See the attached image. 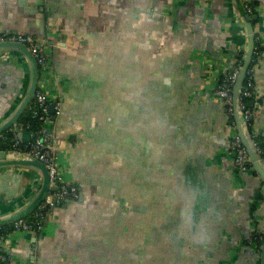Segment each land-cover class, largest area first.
<instances>
[{"label": "crops", "instance_id": "crops-1", "mask_svg": "<svg viewBox=\"0 0 264 264\" xmlns=\"http://www.w3.org/2000/svg\"><path fill=\"white\" fill-rule=\"evenodd\" d=\"M251 1L257 7L253 28L264 48V0ZM244 20L237 0H0V31L31 34L51 53L50 76L42 86L51 98L60 96L63 105L55 138L66 149L58 161L66 180L82 190L78 200L62 201L50 210L43 233H8L12 264H138L144 219L157 215L144 213L147 188L155 186L144 166L147 136L113 124L126 123L130 102L140 101L138 81L163 73L172 77L168 89L173 100L188 112L180 132L184 139L190 138L191 115L197 124V145L190 147L192 157L185 160L194 158L202 170L211 172L226 196L224 226L209 239L204 232L197 245L186 248L189 254L198 252L194 262L185 254L179 261L262 264L261 248L252 245L251 238L255 229L264 235V182L249 170L232 185L233 162L223 151L217 153L229 144L232 128L223 102L212 96L247 48ZM256 76L262 106L250 128L264 144V52ZM29 82L25 58L17 51L1 53L0 122ZM131 122L138 123L137 118ZM4 168L0 216L29 200L26 188L32 178L40 185L32 168Z\"/></svg>", "mask_w": 264, "mask_h": 264}, {"label": "water", "instance_id": "water-1", "mask_svg": "<svg viewBox=\"0 0 264 264\" xmlns=\"http://www.w3.org/2000/svg\"><path fill=\"white\" fill-rule=\"evenodd\" d=\"M237 6L240 14L247 18L244 22L248 35V45L245 50L244 65L234 89L235 119L237 123L235 130L241 136L248 150L253 171L259 174L263 183L264 159L258 152L252 130L244 120L239 106L247 70L254 57L256 47V32L252 24V18H256V15L248 14L241 0H237ZM68 42H71V40ZM7 51H17L25 58L30 82L15 108L6 118L1 120L0 135L7 131L10 126L19 122L22 116L26 115L29 104L35 98L41 78L38 62L26 44L14 41L0 42V55ZM167 75L164 73L158 74L157 78L151 79L144 75L138 81V84L140 82V85H142V89L136 99L138 98L140 101L138 103L136 101L134 103L130 102L127 108V122L113 124V126L117 125L118 130L120 125L122 127L125 124L123 130L127 132L138 130V132L141 131L147 136L143 140L144 151L147 148L144 155V166H147V171H145L147 179H149V182H155L153 183L155 186L154 188L151 186L147 188L144 200L148 202V205L147 211H144V213L148 216V214L157 211V215L153 216V219L151 216H148L147 220L144 219V234L142 239L137 241L136 259L138 264H181L179 260H183L182 256L184 254L186 255L184 258L188 259L189 263L194 262V255L197 256L198 252L193 249L189 254L186 248L190 245H197V239L204 232H206L208 239L213 234L218 233L220 226L222 228L227 219L226 196L222 187L217 186V181L213 178L211 172H208L207 169L202 170L200 164L193 160L194 158L190 163L185 160L187 155L192 157L189 153L190 147L195 142L197 145V139L193 137L197 130V124L194 121L195 117L191 115V121L188 123L190 138L184 139L180 132L185 130L183 116L188 112L173 100V93L168 89V83L172 77L168 78ZM153 99L157 105L153 104ZM49 110L53 114L54 106L50 105ZM62 113L63 105H61L60 115ZM136 118L138 123L131 122ZM233 132L232 129L231 135L228 136L229 139L227 138L229 144L225 143L217 153L221 154L223 151L224 155H228L232 160L233 178L231 183L234 186L236 181H239L237 178L248 171L243 172L239 177L237 176L234 160L230 156V141ZM124 134H126L125 131ZM19 136L23 141L30 140L29 134L23 131L19 133ZM129 140L131 141L130 137ZM136 141L138 147H140L141 140L137 138ZM65 149L66 147L60 146L55 138V150L58 157L59 153ZM0 157L5 159L4 162L0 161V168H32L40 178V185L35 181L36 178H32L31 182L28 183L26 196L29 197V200L25 204L16 207L7 216H0V226H6L30 216L49 192L56 190V187L51 186L50 174L46 164L37 158L26 153L4 149H0ZM35 188L37 190L34 193ZM79 191V196L74 200L81 197L82 190L80 187ZM31 192L34 194L29 196ZM128 194H131L130 191ZM71 200L73 199H67L65 202L69 203ZM57 205H61V202H56L53 208ZM133 210L135 211V209ZM44 221L42 222V233ZM129 223L131 224V221ZM164 228H168V232L164 231ZM169 229L171 235H169ZM251 241L253 242V238H251ZM5 242L10 243L7 239H5ZM258 247L261 248V263L264 264V240ZM182 248L185 249L184 252H182Z\"/></svg>", "mask_w": 264, "mask_h": 264}, {"label": "built area", "instance_id": "built-area-1", "mask_svg": "<svg viewBox=\"0 0 264 264\" xmlns=\"http://www.w3.org/2000/svg\"><path fill=\"white\" fill-rule=\"evenodd\" d=\"M241 1L248 14H254L257 11V7L251 0ZM260 38V36H256L254 57L247 70L239 99V106L244 120L250 127L253 125L262 106V95L258 89L256 76V67L264 52ZM2 41H14L26 44L38 62L41 78L35 98L31 101L26 111L30 118L26 121L19 120V122L10 126L7 131L0 135V144L4 150L26 153L46 164L50 174L51 186L56 187V190L50 191L30 216L19 219L10 225L0 226V264H12V255L5 242L8 233L12 230L20 229L41 230L42 222L55 203L67 199L74 200L79 196L80 191L75 183L68 182L65 179L58 161V154L55 150V122L61 113L62 102L60 96L51 98L42 86L43 79L50 76L51 53L48 51L46 44L41 43L35 36L24 32L12 33L0 31V42ZM244 58L245 50L237 56L234 65L225 72L219 84H217L212 92L213 98L222 101L226 107L229 123L234 131L230 141V156L234 160V167L238 177L243 172L253 170L248 150L241 136L235 130L237 123L235 119L234 89L244 65ZM50 105L54 106L53 114L50 113ZM36 121L40 123L35 127ZM21 131H28L31 136L30 140H21L19 136ZM252 135L258 152L264 159V148L256 140L259 136L256 132L255 134L252 133ZM252 238V245L258 247L264 240V235L261 234L259 229H255Z\"/></svg>", "mask_w": 264, "mask_h": 264}, {"label": "trees", "instance_id": "trees-1", "mask_svg": "<svg viewBox=\"0 0 264 264\" xmlns=\"http://www.w3.org/2000/svg\"><path fill=\"white\" fill-rule=\"evenodd\" d=\"M30 118V116L26 113V115L25 116H22L21 117V121H26V120H28ZM40 122H38V121H36L35 122V127L39 124ZM257 142H259V144L264 148V144H263V142H262V140H261V138L260 137H257Z\"/></svg>", "mask_w": 264, "mask_h": 264}, {"label": "flooded vegetation", "instance_id": "flooded-vegetation-1", "mask_svg": "<svg viewBox=\"0 0 264 264\" xmlns=\"http://www.w3.org/2000/svg\"><path fill=\"white\" fill-rule=\"evenodd\" d=\"M129 207H130V204H129ZM129 213H130V214L132 213V211L130 210V208H129Z\"/></svg>", "mask_w": 264, "mask_h": 264}]
</instances>
